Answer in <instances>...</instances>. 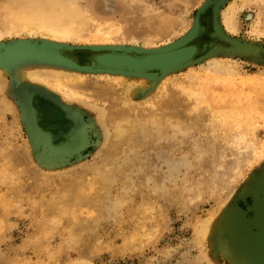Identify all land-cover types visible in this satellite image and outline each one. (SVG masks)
Masks as SVG:
<instances>
[{
    "label": "rangeland",
    "instance_id": "1",
    "mask_svg": "<svg viewBox=\"0 0 264 264\" xmlns=\"http://www.w3.org/2000/svg\"><path fill=\"white\" fill-rule=\"evenodd\" d=\"M196 1L0 0V26L10 20L8 10L45 2L42 9L57 6L68 19H85L82 29L125 25L137 42L157 35L151 45L164 46L192 27L205 0ZM233 1L239 3L226 0L219 8L228 37L213 29L209 8L202 14L210 36H199L197 51L209 42L231 47L230 38L264 48V0L235 5L236 32L222 18ZM74 10L80 14L71 16ZM97 36L62 43L88 45ZM17 38L44 37L7 33L0 42ZM29 44L15 47L27 52ZM59 50L44 49L72 60ZM10 51L5 58L15 50ZM260 53L217 52L164 72L155 83L154 67L133 75L38 60L0 65V264H243L242 242L232 226L238 211L249 213L251 192L264 185V50ZM25 67L84 74L82 95L51 92L91 124L90 144L80 156L58 165L38 157L18 89L41 84L18 78ZM34 102L41 126L56 135L55 142L65 141L72 121L49 101Z\"/></svg>",
    "mask_w": 264,
    "mask_h": 264
},
{
    "label": "water",
    "instance_id": "2",
    "mask_svg": "<svg viewBox=\"0 0 264 264\" xmlns=\"http://www.w3.org/2000/svg\"><path fill=\"white\" fill-rule=\"evenodd\" d=\"M225 1L226 0H205L195 12L192 27L186 33L164 46L155 48H132L131 45H125L117 47L114 50H121L125 52L134 51L138 54L141 53L142 56L160 57L164 53H172L185 41L201 38L199 36L202 35L204 38L209 37L210 34L205 31L202 19V14L208 8L212 14L213 29H217L221 35L227 36L221 30L219 24V8ZM22 39L28 40L25 41ZM229 40L234 42V44L229 42L226 43H229V46L231 47H227V45L219 46L215 43L209 42L200 51L176 58L175 60L166 63L164 66L159 67L158 70L151 73L149 72L151 77L154 79L153 83L157 82L159 78L162 77L164 72H176L185 68V65L189 63L195 64L217 52L254 55L261 54L260 52L264 50L263 47L244 39L236 38V40H234L230 38ZM25 42L31 43L29 45H33V47L27 46V52H18L16 50L17 47L15 46H23L26 44ZM54 47H62L68 52H89L90 54L87 56V60H84V56L78 59L71 57L72 60H69L61 54L48 53L49 51H44V49ZM5 48L8 49L4 52ZM9 48L15 51L10 57L5 58L7 54L11 53V51L7 52ZM0 49V53H2L0 57L2 63H0V65L4 67L16 65L17 63L24 62L25 60H38L52 62L71 69L90 73L99 70L103 72H106V70L116 72H143L136 71L138 70L136 68L129 69L123 64H120L123 66L106 65V57L99 56V53L106 50H110L112 52L113 50L109 46L55 43L47 41L45 38L39 40L32 38H17L9 41H1ZM17 53L21 55H16ZM128 69L130 71H128ZM144 72L147 73L146 70ZM18 92L20 96L22 116L29 132L31 142L38 153V157L47 164L58 165L67 162L71 158L80 156L91 141L89 134L91 124L86 122L82 114L74 108L62 103L56 96H54L51 92L44 90L42 87L20 86ZM35 97H41L49 101L61 110L66 119L72 121L73 127L69 131L65 141L55 142L54 140L56 135L52 131L41 126L39 123L38 109L34 102ZM251 198L252 202L247 206L249 213L247 214L246 212L238 211V218L234 222L232 230H234V234L236 236L240 237L242 242V248L239 255L242 263L264 264V185H260L259 188L253 190V192H251ZM249 259L253 262L249 261Z\"/></svg>",
    "mask_w": 264,
    "mask_h": 264
},
{
    "label": "bare ground",
    "instance_id": "3",
    "mask_svg": "<svg viewBox=\"0 0 264 264\" xmlns=\"http://www.w3.org/2000/svg\"><path fill=\"white\" fill-rule=\"evenodd\" d=\"M203 1L204 0H197L195 4L200 5ZM231 1L232 0H230V2ZM240 1L243 3H253V2H256L259 0H239V3H238L239 6H241ZM261 1H263V0H261ZM35 2H38V1H35ZM236 4H237L236 1H233L228 6V8L223 11L224 13H223V17H222L226 29H228V31L230 30L232 32H236L238 29V27H237L238 24L234 18V9H233V8H235ZM238 4L236 6H238ZM245 5H247V4H245ZM45 6L46 7L48 6V5H46L45 2L43 4L39 3V5H37V3H28L23 7L13 9V10H8L7 16L10 17V20L7 19V21L5 23H2V25L0 26V37L4 34H7V33L8 34L15 33L18 35L20 33H22L23 35H24V33L29 34V35L40 34L46 39L53 40L55 43H62V42L69 40V39L73 40V41H77L79 39L83 40L82 38H84L85 40H88L89 37L91 38V35H94V37H95V35L96 36L98 35L96 38L99 37V41L102 40V42H99L97 40V42H90L88 45L109 46L113 50L112 52L110 50H106V51L100 52V53L96 52V53H99V56L106 57V65H115V66H123L124 65L125 67H127L129 69L130 68L131 69L136 68V69H138V71H142L140 69H144V68H148V69L149 68L151 69L153 67L159 68V67L164 66L166 63H169L170 61L175 60L176 58H180V57H183V56H186L189 54H193V53L197 52V50L199 49V46L201 44L198 41V39L188 40V41L183 42L182 45L180 47H178L176 50H174L172 53H168V54L164 53L160 57L142 56L141 53L138 54L137 52H134V51L125 52V51H121V50H114L117 47L125 46V44H127L125 42H129L130 43L129 45H131L132 48L133 47H137V48L159 47L160 43L156 44V45H151V44H154V38H156L157 35L155 37H153V35H147L146 38H144V40L141 43L137 42L138 39L134 38L135 35L133 34V31H131L125 25L118 26L117 30L113 29L110 26H106L104 28L98 24H93L92 25L93 28H91V29H82L80 26L83 25V23L85 22V19H80L79 15L77 17L79 19H76V17H75L76 20L73 18H72L73 20L68 19V17L66 18V14L64 12H62L61 10L58 11L56 9L57 6H51V8L53 7V9H51V8L48 10L42 9V7H45ZM54 7H56V8H54ZM78 13L80 14V12H77L74 10V11L70 12V15L72 16L74 14L73 15V17H74L75 14H78ZM180 33H182V32H180ZM185 33H186V31H185ZM263 33H264V29H263ZM132 41H134V42H132ZM171 41H173V40H171ZM168 42L166 40V42H162L161 44L166 45V44H168ZM59 49H60L59 50L60 52H64V54H65L64 56L67 55L70 58L72 57V58H76V59L82 58L77 51H74L71 53L62 47H59ZM83 54H82V56H84V58H85L84 60H87V56L90 53L86 52ZM214 63L216 64V62H214ZM120 64H123V65H120ZM215 66H217V64ZM2 70L3 69L0 68V73L2 72ZM71 72H73V71L72 70H64V69L59 70V71L53 70V69H47L46 70V69L34 68V67L20 68L17 71V73L19 75L18 78H23L24 80L31 81L32 83L41 84L40 86L43 89L50 91V92L55 91L57 93H61L68 98H70L71 96H80V95H82V92L85 93V87H82L83 84L79 85V83H80L79 81L83 78L84 74H82V73H79V74L78 73H71ZM132 73H134V72H132ZM169 74H170V72H169ZM98 75L103 76L101 73ZM127 75H129V74H127ZM133 75H135V73ZM109 76L114 77V75H112V74ZM117 76H119V75H117ZM129 77H131V76H129ZM129 77L127 80L128 84L132 88H134L135 85L132 84V81L129 80ZM115 78L117 79V77H114V79ZM120 78H122V77H120ZM141 78H142L141 80H140V78L138 80L142 81L143 83H146L148 81V80L145 81L146 77H141ZM131 79L134 80L133 77ZM77 85L81 86L80 87L81 89L84 88L83 89L84 91L79 89L80 92L82 91L80 93L78 91ZM139 86L140 85H138L137 88H139ZM241 138L243 139V137H241ZM241 138L240 137L236 138L237 139L236 141L237 142L243 141ZM245 143H246V141H245Z\"/></svg>",
    "mask_w": 264,
    "mask_h": 264
},
{
    "label": "flooded vegetation",
    "instance_id": "4",
    "mask_svg": "<svg viewBox=\"0 0 264 264\" xmlns=\"http://www.w3.org/2000/svg\"><path fill=\"white\" fill-rule=\"evenodd\" d=\"M66 124L68 123V122H65Z\"/></svg>",
    "mask_w": 264,
    "mask_h": 264
}]
</instances>
